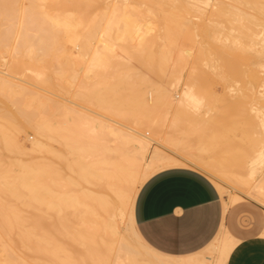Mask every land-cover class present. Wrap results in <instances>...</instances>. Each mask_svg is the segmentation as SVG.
Masks as SVG:
<instances>
[{
    "label": "bare ground",
    "instance_id": "1",
    "mask_svg": "<svg viewBox=\"0 0 264 264\" xmlns=\"http://www.w3.org/2000/svg\"><path fill=\"white\" fill-rule=\"evenodd\" d=\"M145 1V7L140 2L147 11L135 6L133 0L129 4L121 0L122 5L119 1L102 6L105 10L90 16L83 8L77 14L66 11L67 0H0V60L10 59L6 71L9 68L13 74H0V94L14 106L10 108L14 110L0 113L4 119L0 145L15 155L13 161L11 157V162L4 163L6 168L0 164V209L9 210L0 213V264H226L235 245L227 233L212 245L216 256L212 262L197 258L199 255L163 257L137 238L130 214L134 192L149 173L168 165L195 166L264 203V152L238 167L215 155L207 157L205 146L199 152L186 149L172 155L151 148L153 139L135 128L106 122L61 100L52 101L48 94L31 87L37 84L69 91L73 101L141 128L165 115L174 97L165 83L166 73L159 75L184 65L182 52L193 37L188 38L187 31V37H182L179 29L185 31L182 21L186 18L178 8L200 7V2ZM147 71L161 73L154 77L156 74ZM190 90L191 86L184 87V97ZM184 114L181 110L175 113ZM27 132L33 134L29 145L19 137ZM52 142L64 150L59 151ZM243 155L246 159L247 153ZM216 183L227 205L242 199ZM3 197L12 200V208L2 204ZM92 219L103 236L100 242L85 227Z\"/></svg>",
    "mask_w": 264,
    "mask_h": 264
},
{
    "label": "rangeland",
    "instance_id": "2",
    "mask_svg": "<svg viewBox=\"0 0 264 264\" xmlns=\"http://www.w3.org/2000/svg\"><path fill=\"white\" fill-rule=\"evenodd\" d=\"M114 1L115 0H67L65 4V10L68 12L71 11L73 14H77L78 10H81V8H83V10H86V13L89 11V13H91L90 16H93L98 13V11L101 12L105 10L104 7H106L107 5H112V3L114 5L115 2H117V4L119 1L121 2V0H116L115 2ZM123 1V4L128 1L129 2L126 4L130 3V0H122V2ZM134 1L135 0H133V2ZM140 1H142L143 6L145 7L147 3L145 0L135 1V6H141L142 4ZM176 1L180 2L181 0ZM198 1L200 2V7L195 8L185 6V8L182 9L180 7V4H178L179 2L176 3L179 5L178 7H180L178 8V11H180V13H182L186 18L182 21L183 25H186L185 31L183 27L180 28L181 23L179 25L180 27L178 26L180 28L179 30H181L180 32H182V37H187L189 35L188 38H191L190 36L193 35L192 38H194V42L191 43V38V44L189 43L185 47V50H183L182 52L184 57L186 58L184 60V65L170 71H162V73H153V71H147L150 72V74L148 73L149 75L153 76L154 74H156V76L154 75V77H157L159 73H161L159 75L160 77L163 76L164 73H166L167 78L165 83H167V86L169 85L171 94L174 97V101L173 103L171 102V106H168L170 111L164 113L166 117L165 115H161V118L158 116L159 119H154L156 121H153L154 123L151 122L148 125L147 122H143L144 124H146L144 125V127L142 125L144 129L141 128V125L138 126L139 124L137 126H134L135 124L133 122L129 121L130 123H128L125 120L123 121V119L118 118L113 114H108L107 111L105 112V110L101 111L100 109H97L87 103H80V101L76 100L73 101L74 99H72L73 97L70 98L72 95L69 91L63 90L65 91L63 92L62 90L58 91L53 88V90L47 87L42 88V86H39L37 84H31V87L36 89L38 92H41L42 94H48L47 96L51 98V100H61L62 102L73 105L80 110L87 111L89 112V114L91 112V114L97 115V117L99 116L100 118H104L106 119V122L108 121L110 123L117 124L123 123L124 125L135 128L136 130H138V133L140 132L146 137L150 136L149 138L154 140L150 142L151 148L156 146L169 154L175 155L176 153H180L182 151H185L186 149L199 152L201 148L205 146V148L207 147V149L209 150H206L207 155H205L207 157H212L211 155H215L217 157H220L222 160H225L229 165L231 164V166L234 164V167H238V165L244 166L245 163L249 164L250 160L257 158L264 152V146L260 145L261 142H264V0H241L244 2L238 3V0H227L226 2L223 0ZM205 1L207 2L205 4H202ZM171 4L173 5V3ZM236 4H238V6ZM78 5L82 6L79 7ZM93 5L100 8L94 7V9ZM154 5L156 4L154 3ZM76 6L79 8H76ZM173 6H175V4ZM85 7H88L89 9L87 8V10ZM139 8H137V10H139ZM141 8L145 9L142 6ZM171 8L173 7L171 6ZM184 32L188 33L187 36ZM196 43L200 44L201 46ZM204 46H206L207 49H204ZM202 51L205 53H203ZM197 55L199 57H197ZM212 55H215L214 57L216 59ZM219 56H224V58L221 59ZM193 58L197 61H195L196 63L193 62ZM214 59L217 62L214 63ZM224 59L227 61L224 62ZM229 59L231 62H229ZM7 60L10 61V59H7V57L0 60V74L2 76H9L8 74L13 75L11 71H8L9 68L6 71L8 64ZM233 60H238V64ZM188 63H192V66L190 65L189 67ZM195 65L197 67L199 66L200 69H198ZM212 65L215 67H213ZM225 67L227 68L225 69ZM191 68L192 70H190ZM147 72L145 73L147 74ZM15 76H17L16 79L21 77H19V75ZM22 78L23 77H21L20 79ZM20 79L18 80H23ZM90 80L91 79H89V81ZM187 85L191 86V94H189L187 97H184L182 90ZM68 92L70 93V95ZM0 95V101H4L3 103L0 102V113H4L5 109L14 108L10 101H8L7 99V101L4 100L5 97H2V94ZM5 101L7 102V104L5 103ZM4 104H6V107L4 106ZM179 110L186 114L180 116L175 115V113ZM0 118V124H3L4 119L3 117ZM207 118L209 120H206ZM201 125L203 127H201L200 129L199 127ZM19 137L21 138L20 140L22 142H24L26 145H29V142L31 140L30 138L33 137V134L31 132H27L26 134L21 133ZM214 142L215 144H217V146L214 145ZM243 143L247 145H244ZM52 144L53 147L59 149V151L64 150V147L57 142H52ZM222 144L224 147H229V150L222 147ZM2 146L3 145H0V153L3 151L5 155L3 154V152L1 153L0 157L2 158H0V164L2 162L1 167L4 169L6 168L7 162H11V157L12 161L14 160L15 155L12 152V154L10 155V151L7 150L6 147L2 148ZM258 149L261 152H258ZM241 150H243L244 153L241 152ZM242 153H247V157L251 156V158L249 157L247 159L246 157V159H244L246 155H243ZM6 154L8 155L9 159ZM3 155L7 157L5 158L7 159L6 161L4 160ZM242 155L243 158H240V156ZM226 159L230 161H227ZM233 160L237 161L232 162ZM5 162L6 164H4ZM3 165H5V167ZM192 167L203 172L212 181H217L218 183L222 184L228 193H236L242 198L238 203L232 204L229 209H232L240 203L244 204L250 202L264 211V203L257 202L256 200L247 196L244 190L241 193V189H232V187L228 183L219 181L211 175L205 173L204 171L194 166ZM263 168L264 164L262 166V171ZM242 173L244 174V172H241V174ZM153 174L154 173H151L150 176ZM149 177H147V179ZM140 187L141 186H139V188ZM2 204L7 207H13L12 200L6 197H3ZM7 211L9 212L7 208L0 209V213L2 212L3 214L8 213ZM90 222L89 224L85 223V227L88 229V233H90V235L96 241L100 242L103 236L102 234H100V230L96 229L97 225L94 223V220L92 219ZM226 229L230 234H232L227 226ZM146 257L150 258V256L148 255ZM199 257L207 259L206 261H214V257L216 256L213 246L202 250L197 258Z\"/></svg>",
    "mask_w": 264,
    "mask_h": 264
},
{
    "label": "crops",
    "instance_id": "3",
    "mask_svg": "<svg viewBox=\"0 0 264 264\" xmlns=\"http://www.w3.org/2000/svg\"><path fill=\"white\" fill-rule=\"evenodd\" d=\"M151 173L131 203V222L143 245L181 259L199 255L227 233L235 245L226 264H264L262 209L250 202L229 209L232 204L227 205L219 185L191 165H168Z\"/></svg>",
    "mask_w": 264,
    "mask_h": 264
}]
</instances>
